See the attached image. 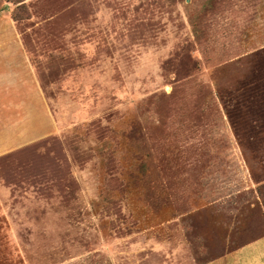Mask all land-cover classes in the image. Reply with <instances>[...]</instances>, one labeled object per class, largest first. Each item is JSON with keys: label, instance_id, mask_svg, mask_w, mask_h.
Here are the masks:
<instances>
[{"label": "rangeland", "instance_id": "1", "mask_svg": "<svg viewBox=\"0 0 264 264\" xmlns=\"http://www.w3.org/2000/svg\"><path fill=\"white\" fill-rule=\"evenodd\" d=\"M26 53L48 107L0 102V264H245L264 0H0V91Z\"/></svg>", "mask_w": 264, "mask_h": 264}, {"label": "crops", "instance_id": "2", "mask_svg": "<svg viewBox=\"0 0 264 264\" xmlns=\"http://www.w3.org/2000/svg\"><path fill=\"white\" fill-rule=\"evenodd\" d=\"M27 54L28 53L22 55L27 58V61L24 59V68H26L25 72L27 73V75L20 77L18 79L19 83L17 82L16 84L10 83L9 87L5 89L8 92L5 93L4 90L0 91V102H4V103L9 102L6 99L7 96L11 97L13 93L20 92V96L23 97V99L21 100L23 103H28V102L31 103L33 101H37L40 102V104H45L48 107L47 97L41 86L34 65L30 60V58L27 57L28 56ZM17 87L20 88L21 90H15V88ZM237 252L238 254L242 252V256L243 254L246 255L243 256L245 257L244 258L245 264H264V236L256 239L255 241L249 243L240 250L231 254L229 257H227L228 260H230V258H232V255L236 254ZM226 262L227 261L222 258L210 264H218V263H226Z\"/></svg>", "mask_w": 264, "mask_h": 264}]
</instances>
